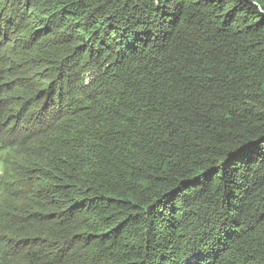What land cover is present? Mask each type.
<instances>
[{"label":"trees","instance_id":"1","mask_svg":"<svg viewBox=\"0 0 264 264\" xmlns=\"http://www.w3.org/2000/svg\"><path fill=\"white\" fill-rule=\"evenodd\" d=\"M0 264H264V0H0Z\"/></svg>","mask_w":264,"mask_h":264},{"label":"rangeland","instance_id":"2","mask_svg":"<svg viewBox=\"0 0 264 264\" xmlns=\"http://www.w3.org/2000/svg\"><path fill=\"white\" fill-rule=\"evenodd\" d=\"M10 11H11V9H10ZM10 11H9V12H10ZM3 13H4V12H3ZM10 14H12V13H10ZM4 15H5V13H4Z\"/></svg>","mask_w":264,"mask_h":264}]
</instances>
